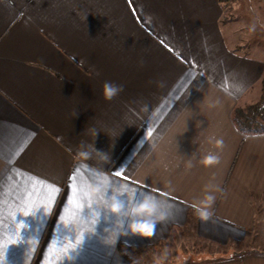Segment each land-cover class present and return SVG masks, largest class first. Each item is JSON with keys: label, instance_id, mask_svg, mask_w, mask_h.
Here are the masks:
<instances>
[{"label": "crops", "instance_id": "0c3cea01", "mask_svg": "<svg viewBox=\"0 0 264 264\" xmlns=\"http://www.w3.org/2000/svg\"><path fill=\"white\" fill-rule=\"evenodd\" d=\"M224 12L221 0H0V264H132L130 249L179 229L232 253L260 243L197 264H264V131L233 118L260 98L264 57L237 48ZM104 81L123 90L105 100ZM146 197L163 218L133 235Z\"/></svg>", "mask_w": 264, "mask_h": 264}, {"label": "rangeland", "instance_id": "374dc122", "mask_svg": "<svg viewBox=\"0 0 264 264\" xmlns=\"http://www.w3.org/2000/svg\"><path fill=\"white\" fill-rule=\"evenodd\" d=\"M224 29L236 40L237 48L264 57V1L223 0ZM234 254L260 243H237ZM235 245V246H236ZM202 249L198 252L196 250ZM231 249L221 243H206L190 229H179L168 240L145 249H130L128 257L135 264H197L213 261L218 256H231ZM196 253V254H195Z\"/></svg>", "mask_w": 264, "mask_h": 264}, {"label": "clouds", "instance_id": "9594fccd", "mask_svg": "<svg viewBox=\"0 0 264 264\" xmlns=\"http://www.w3.org/2000/svg\"><path fill=\"white\" fill-rule=\"evenodd\" d=\"M123 90V85L116 84L112 81H104L102 84V96L105 100H111L113 97H115L119 92ZM215 144L217 146L222 145V140L216 139ZM219 157L216 154L209 153L207 154L202 163L204 164H213L215 163ZM214 197L209 194L206 196L203 203L205 204H211ZM156 205L151 200L150 197H146L144 200H142L140 203H138L133 209V214H144L146 219L142 222H132L128 224V231L129 233L133 235H139V236H150L153 234V230L155 227V223L157 220H160L163 218V214L156 215L155 214ZM111 211L113 213H117L119 211V208L116 204H113L111 206ZM197 211L201 215L202 218H207L210 213L207 211V209H201L197 208Z\"/></svg>", "mask_w": 264, "mask_h": 264}, {"label": "trees", "instance_id": "16d2710c", "mask_svg": "<svg viewBox=\"0 0 264 264\" xmlns=\"http://www.w3.org/2000/svg\"><path fill=\"white\" fill-rule=\"evenodd\" d=\"M223 1V0H221ZM225 8V6H224ZM261 85V95L260 98L252 104H249L245 108H236L234 111V122L238 126V128L245 132H262L264 131V74L260 80ZM163 242V241H162ZM165 242V241H164ZM161 243V242H159ZM159 243L148 245L145 248L150 246H156ZM198 252L202 251V249L196 250ZM127 254V253H125ZM196 254V253H195ZM236 254L232 253L231 256H218L212 260H218L224 257H233ZM135 264V263H132Z\"/></svg>", "mask_w": 264, "mask_h": 264}, {"label": "snow or ice", "instance_id": "6c2138e0", "mask_svg": "<svg viewBox=\"0 0 264 264\" xmlns=\"http://www.w3.org/2000/svg\"><path fill=\"white\" fill-rule=\"evenodd\" d=\"M116 175L117 176H120L121 175V173H116ZM50 189H51V191H58V189H55V187L54 186H50ZM77 247H78V245H77Z\"/></svg>", "mask_w": 264, "mask_h": 264}]
</instances>
